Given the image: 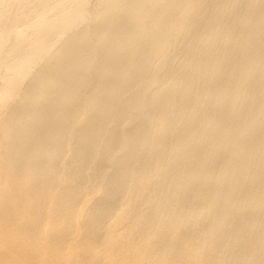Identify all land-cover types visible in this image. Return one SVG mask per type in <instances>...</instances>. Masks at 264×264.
Segmentation results:
<instances>
[{"label": "bare ground", "instance_id": "1", "mask_svg": "<svg viewBox=\"0 0 264 264\" xmlns=\"http://www.w3.org/2000/svg\"><path fill=\"white\" fill-rule=\"evenodd\" d=\"M0 264H264V0H0Z\"/></svg>", "mask_w": 264, "mask_h": 264}]
</instances>
